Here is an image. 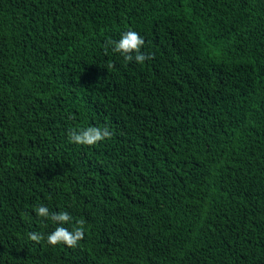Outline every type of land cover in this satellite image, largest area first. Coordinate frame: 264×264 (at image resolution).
<instances>
[{
	"label": "trees",
	"instance_id": "1",
	"mask_svg": "<svg viewBox=\"0 0 264 264\" xmlns=\"http://www.w3.org/2000/svg\"><path fill=\"white\" fill-rule=\"evenodd\" d=\"M0 264H264V0H0Z\"/></svg>",
	"mask_w": 264,
	"mask_h": 264
},
{
	"label": "clouds",
	"instance_id": "2",
	"mask_svg": "<svg viewBox=\"0 0 264 264\" xmlns=\"http://www.w3.org/2000/svg\"><path fill=\"white\" fill-rule=\"evenodd\" d=\"M143 38L133 30L124 32L118 41H108L112 46V51L119 53L125 63L136 62L143 63L146 59L150 58L141 52L144 46ZM112 133L107 127L88 126L79 130H69V141L76 145L81 146H94L97 143L110 139ZM35 215L43 218L44 220H51L58 225L54 231L47 234L46 243L49 246L64 245L68 248H75L79 242L83 240L85 235V220H76L73 224V217L68 212H50L49 208L43 204L35 208ZM66 224H72V229L64 227ZM30 241L39 244L45 240V235L41 232H30L28 234Z\"/></svg>",
	"mask_w": 264,
	"mask_h": 264
}]
</instances>
